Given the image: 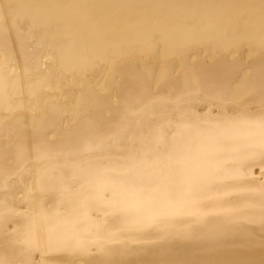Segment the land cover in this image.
I'll use <instances>...</instances> for the list:
<instances>
[{
    "label": "bare ground",
    "instance_id": "bare-ground-1",
    "mask_svg": "<svg viewBox=\"0 0 264 264\" xmlns=\"http://www.w3.org/2000/svg\"><path fill=\"white\" fill-rule=\"evenodd\" d=\"M262 121L264 0H0V262L264 264Z\"/></svg>",
    "mask_w": 264,
    "mask_h": 264
},
{
    "label": "snow or ice",
    "instance_id": "snow-or-ice-1",
    "mask_svg": "<svg viewBox=\"0 0 264 264\" xmlns=\"http://www.w3.org/2000/svg\"><path fill=\"white\" fill-rule=\"evenodd\" d=\"M2 7L4 10H11V9L18 7V6L12 5V4H5ZM4 19H7V15H5ZM261 130H262V136H264V121H262V123H261ZM261 148H262V153H261L260 164H261L262 175H264V139H262ZM103 198L106 201H111L115 198V193L111 192L109 190H105L103 192ZM0 264H4V262H0ZM28 264H32V262L30 261V262H28Z\"/></svg>",
    "mask_w": 264,
    "mask_h": 264
}]
</instances>
